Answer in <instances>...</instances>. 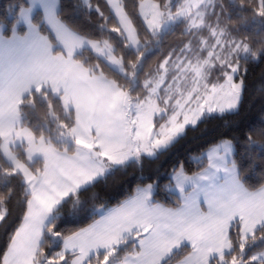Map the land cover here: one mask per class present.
I'll return each mask as SVG.
<instances>
[{
    "label": "snow or ice",
    "instance_id": "obj_1",
    "mask_svg": "<svg viewBox=\"0 0 264 264\" xmlns=\"http://www.w3.org/2000/svg\"><path fill=\"white\" fill-rule=\"evenodd\" d=\"M67 7L24 0L0 20V222L17 191L22 218L0 264H173L181 254L176 264H264V183L245 175L264 172V119L252 128L259 140L221 138L191 175L179 162L144 175L142 164L202 121L239 113L242 61L264 62V0H83L99 31ZM178 25L194 39L145 72ZM244 27L259 39L233 35ZM205 29L210 39L197 36ZM130 163L140 182L97 207L93 190ZM173 190L168 206L160 197ZM73 221L83 226L65 227Z\"/></svg>",
    "mask_w": 264,
    "mask_h": 264
},
{
    "label": "trees",
    "instance_id": "obj_2",
    "mask_svg": "<svg viewBox=\"0 0 264 264\" xmlns=\"http://www.w3.org/2000/svg\"><path fill=\"white\" fill-rule=\"evenodd\" d=\"M23 2L24 0H0V20H3L7 15V8L9 6ZM99 2L103 5L104 0H99ZM127 2L131 6L136 3V0H127ZM63 3L68 5L66 11L72 12L75 9L77 13L80 12L79 19L85 27L99 31L96 27V16L89 12L83 19L84 9L81 8L80 10L77 7L78 5L80 7L83 6V0H63ZM208 22L211 23L212 20ZM233 35L254 43L259 39V30L254 27L238 28V31L233 33ZM197 36L202 39H210L206 29L199 32ZM191 39H194V37L184 34V25L174 26L172 31L169 33L165 32L163 40L153 46L152 52L145 64V72L150 68H154L172 48L183 47ZM121 51L130 57L131 53L128 50L122 49ZM242 63L247 68V72L244 74L245 89L239 113L237 115L216 114V117L202 121L196 128H189L186 136L174 149L161 154L158 159L143 160L144 175L159 173V175L163 176L165 172L175 168L178 162L183 164L188 174H192L206 166L205 153L221 138L231 139L233 135L238 136L243 131L253 134L252 128H259L260 121L264 119V62L250 58L247 62L242 61ZM105 70L107 71V69ZM253 138L260 139L255 134H253ZM259 150V146H257L255 152L258 153ZM243 158L247 159V155ZM140 167L139 164L130 163L123 170L117 169L109 176L108 188L106 190L94 189L93 191L98 194L97 207L105 202H108L110 206H114L119 201L125 199L134 190V186L140 182ZM245 175L246 183L252 187H258L264 183V172L258 168L247 170ZM164 183L167 184V181ZM169 188H171V185H169ZM82 195L87 199L91 195V192L86 191ZM18 199L19 192L17 191V194L7 204V207L12 212L11 217L6 224L0 222V254L6 250L8 238L22 221L20 209L17 205ZM160 199L168 206H173L172 202L176 199V193L174 191L167 192ZM62 211L64 215H69L72 211L71 206H66ZM79 222L88 223L91 220ZM76 223L77 221H73L65 225V227L76 228L83 226V223ZM181 257L182 254L175 257L173 262Z\"/></svg>",
    "mask_w": 264,
    "mask_h": 264
},
{
    "label": "crops",
    "instance_id": "obj_3",
    "mask_svg": "<svg viewBox=\"0 0 264 264\" xmlns=\"http://www.w3.org/2000/svg\"><path fill=\"white\" fill-rule=\"evenodd\" d=\"M214 145H215V144H214ZM212 146H213V145H212ZM212 146H211V147H212ZM211 147L209 148V150L211 149ZM209 150H208V151H209ZM189 175H191V174H189ZM173 191L175 192V190H173ZM114 206H115V205H114ZM21 222H22V221H21ZM181 258H182V257H181ZM181 258H180V259H181ZM176 261H177V260H176ZM176 261L173 262V264H176Z\"/></svg>",
    "mask_w": 264,
    "mask_h": 264
}]
</instances>
